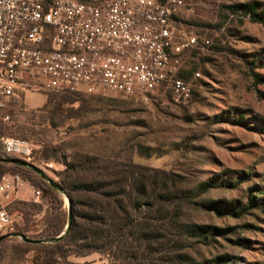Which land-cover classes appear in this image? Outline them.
<instances>
[{
	"label": "rangeland",
	"instance_id": "1",
	"mask_svg": "<svg viewBox=\"0 0 264 264\" xmlns=\"http://www.w3.org/2000/svg\"><path fill=\"white\" fill-rule=\"evenodd\" d=\"M254 1L264 3V0H185V7L178 10L175 18L179 29L187 35L194 33L200 41H209L205 48L187 49L175 64L177 74L194 72V76L185 80L193 85L191 98L179 96L172 90L154 93L147 100L113 93L79 95L92 105L93 111L87 118H66L57 126L48 122L34 126L29 118L39 113L47 97L54 94L30 93L13 111L12 123L0 136L33 143L30 164L55 183L65 175L67 181L87 176L84 172L71 177V173L66 174L65 161L71 163L79 156L110 159L107 165L111 169L115 166L116 172L125 169L124 165L131 158L147 168L137 175L147 189L143 203L154 201L164 192L180 196L174 202L156 204L144 217L140 227L150 226L160 237L150 253L145 250L146 241L138 240L137 232L121 240L125 241V248L118 241L120 246L114 249L118 257L121 258L127 248L132 250V256L140 258L138 262L130 260L132 264H177L179 254L188 255L196 262L229 255L232 257L229 264H264V210H261L264 203L261 200L257 202L261 209L254 208L242 218L220 215L194 204L202 199H213L243 207L248 202L250 189L255 186L264 189V85L254 86L253 77V72L264 77V25L233 16L224 8ZM240 118H243V126L238 124ZM16 124L26 125L36 133L19 134L13 127ZM44 155H48V159H44ZM160 171L182 179L173 185ZM15 175H20L25 182L17 187L7 203L17 226L22 225L24 219L15 211V201L42 203L44 209L48 204L42 200V193L40 201L35 202L36 188L25 173ZM209 180L216 187L205 196L185 198L191 196L187 190ZM239 181L237 188L231 186ZM65 203L68 205L67 199ZM142 208L134 210V219L140 217ZM79 210L91 212L88 207ZM44 215L45 211L37 214L36 222ZM177 222L228 231L217 235L209 244L199 243L198 238L180 232ZM231 228L236 229L229 230ZM36 233L32 230L28 234ZM22 237L14 234L7 239L0 264H31L35 253L21 255L17 249L24 242ZM113 261L112 253L104 251L86 256L71 254L60 264H111Z\"/></svg>",
	"mask_w": 264,
	"mask_h": 264
},
{
	"label": "built area",
	"instance_id": "2",
	"mask_svg": "<svg viewBox=\"0 0 264 264\" xmlns=\"http://www.w3.org/2000/svg\"><path fill=\"white\" fill-rule=\"evenodd\" d=\"M185 0H0V125L28 94L113 93L147 100L172 90L191 98L193 85L177 77L179 57L209 41L179 29ZM197 77L200 74H196ZM3 151L31 163L34 145L0 137ZM25 183H0V238L13 235L7 203ZM35 202L41 192L34 189Z\"/></svg>",
	"mask_w": 264,
	"mask_h": 264
},
{
	"label": "trees",
	"instance_id": "3",
	"mask_svg": "<svg viewBox=\"0 0 264 264\" xmlns=\"http://www.w3.org/2000/svg\"><path fill=\"white\" fill-rule=\"evenodd\" d=\"M84 2L85 0H78ZM231 15L249 18L252 23L264 25V3L254 1L252 3L228 5L224 7ZM261 10V12H258ZM190 76H194V72H183L177 74V77L187 80ZM254 86L264 85V77L253 72ZM194 94V92H193ZM80 93H65L54 94L47 97L45 106L40 109L37 114H33L31 121H34V126L42 125L44 122L58 125L66 118H87L93 111L92 105L84 99L79 98ZM84 96V95H83ZM75 104H78L77 106ZM71 107L65 109L64 106ZM76 106V107H74ZM67 112V113H66ZM13 116V114H12ZM243 118H240L238 124L243 126ZM19 134L36 133L35 130L26 125L13 126ZM7 130L6 126L0 125V136H3ZM38 134V133H37ZM1 158H15L6 155L3 148L0 146ZM48 159V155L43 156ZM111 160L100 159L97 156H79L76 161L67 163L66 174H87L82 180L71 179L67 181L65 177L57 183L60 189L51 186L42 177L35 174L26 167L17 164L0 162V183L4 175H15L17 172H23L28 176L29 181L36 190L43 194V201L48 204L47 209H44L42 203L15 201V211L20 213L24 219L22 225H17L14 234L33 240H54L52 243L33 244L23 242L17 249L21 255L34 252L35 256L31 264H60L62 259L67 258L71 254L78 256H86L91 253H101L109 251L112 253L114 261L111 264H132L130 260H140L139 257L132 256L131 249L122 252V259L117 256V251H114L118 245L125 248V238L137 232L138 240L146 241V251L150 253L153 250L152 245L159 241V236L155 229L150 226L141 228L144 217L150 213L156 204L174 202L181 198L175 193L164 192L156 196L154 201H145L143 198L147 194L145 185L140 182L137 175L147 171L146 167H142L128 159L124 165L125 169L120 172L115 171V166L111 167L107 163ZM59 162V161H58ZM112 163L116 164L113 160ZM166 179L173 185H177L182 177L174 175L166 171H160ZM129 175H124V174ZM240 181L231 185L233 188L239 186ZM216 184L212 181H203L191 190H187L185 198H202L209 191L214 189ZM186 194V195H187ZM261 196V199H258ZM65 199L71 203L72 224L67 230L69 223V207L65 203ZM261 200L264 203V189L253 187L249 190L248 202L243 207H236L233 204L224 203L221 200L202 199V201L194 203L206 210L216 212L220 215H228L236 218H242L255 208L261 209L257 202ZM142 206L143 211L140 217L136 220L133 218L134 210ZM80 207H88L91 212H81ZM10 211V207H7ZM264 210V209H261ZM45 211V215L40 222H36L37 214ZM264 212V211H263ZM180 232L190 237H196L199 243H210L215 240L217 235H224L228 230L219 229L211 226H198L195 224H182L177 222ZM34 228V229H33ZM134 228H138L134 231ZM231 228L229 230H235ZM34 230L35 235L28 233ZM63 238L56 240L62 234ZM8 238H4L0 242V262L2 260L4 244ZM119 241V242H118ZM122 248V249H124ZM122 251V250H121ZM148 257V256H146ZM125 258V260L123 259ZM177 264H229L232 258L229 255L217 256L211 260H202L196 262L190 256L179 254ZM121 260V261H120ZM144 261H147L145 258ZM140 264V263H139Z\"/></svg>",
	"mask_w": 264,
	"mask_h": 264
},
{
	"label": "water",
	"instance_id": "4",
	"mask_svg": "<svg viewBox=\"0 0 264 264\" xmlns=\"http://www.w3.org/2000/svg\"><path fill=\"white\" fill-rule=\"evenodd\" d=\"M0 162H7V163H12V164H17V165H20V166H22V167H26V168H28V169H31V170H33L34 172L38 173V174H39L40 176H42L43 178L47 179L48 183H49L51 186H53V187H55V188H57V189H60V188H59V185H58L57 183H55L54 181H52V180L49 179V178H46L45 175H44V173H43L39 168H37L36 166H34L33 164H30V163H28V162H26V161H23V160H21V159H18V158H9V159H2V158H0ZM67 202H68V207H69V212H70V213H69V216H70V218H69V223H68V226H67V230H68V229H70L71 224H72V217H71V211H70V210H71V203H70L69 200H67ZM64 235H65V233L62 234L61 236H59L56 240H59V239L63 238ZM10 236H12V235H6V236L1 237V238H0V242H1L4 238H6V237H10ZM22 239L24 240V242H27V243H33V244L52 243V242H54V240H33V239L26 238V237H22Z\"/></svg>",
	"mask_w": 264,
	"mask_h": 264
}]
</instances>
